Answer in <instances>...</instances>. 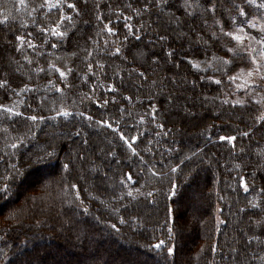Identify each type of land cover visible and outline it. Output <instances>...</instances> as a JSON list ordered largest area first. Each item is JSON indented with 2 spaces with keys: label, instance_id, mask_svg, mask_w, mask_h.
<instances>
[{
  "label": "trees",
  "instance_id": "1",
  "mask_svg": "<svg viewBox=\"0 0 264 264\" xmlns=\"http://www.w3.org/2000/svg\"><path fill=\"white\" fill-rule=\"evenodd\" d=\"M42 4L0 0V105L23 114L0 109V264H16L22 247L20 264L57 248L91 264H131L126 248L160 264H264V76L251 36L233 39L242 21L264 27V1L61 0L63 22ZM179 75L199 92L188 114L187 92L173 110L172 97L152 94V81L173 88ZM198 195L203 207L183 205ZM91 225L113 236L114 252ZM39 239L48 245L31 248Z\"/></svg>",
  "mask_w": 264,
  "mask_h": 264
},
{
  "label": "rangeland",
  "instance_id": "2",
  "mask_svg": "<svg viewBox=\"0 0 264 264\" xmlns=\"http://www.w3.org/2000/svg\"><path fill=\"white\" fill-rule=\"evenodd\" d=\"M259 1H264V0H259ZM248 22H249V20L242 21V23H241L240 28L238 29V31L240 33H243L244 34V38L242 39V41H245V40L249 39L250 36H251L252 42L250 44L254 45V48L251 49V52L253 53V55H254L255 58L256 57H259L260 58V57H262V53L264 52V44H262L260 42V41H264L260 37V32L264 29V27L262 26V23L263 22H260V25L262 26L261 28L256 27V26L253 27L252 25H255V24L254 23L252 24L251 22L248 23ZM194 28H195V26L190 25L189 28H188L189 29L188 32L184 33L183 35L178 36V40H184V39H186L185 37H189V34L188 33L193 32V29ZM241 28L243 29V31H240ZM152 30H154V28ZM2 36H0V37H2ZM1 45H2V41L0 40V47H1ZM191 46H192V42L188 40L187 43L184 44V49H188ZM140 47L142 48L143 46L141 45ZM159 47H160V44L156 45V43L153 46L144 47L146 49V51L145 52L144 51L140 52V55H138V59L139 60H142L143 58H146V54L148 55V53H150V52L156 53V51L159 50ZM157 53H159V52H157ZM161 64H162V61H159V62H155L154 63V65L152 67V72H154V74L158 71V68H160ZM260 64H261V66L259 67V73H257L256 70H255V73L258 76H264V63L263 62L259 63L257 61V64H254V67H257ZM182 76L183 75L177 76V78L179 79V80L178 79L177 80L180 82V84L179 83H174L173 84V88L170 87V86L166 87L165 84H163L162 86H159V87L156 88V86H155V84H156L155 81L156 80L155 81H152L151 82V84H152V94H155V93H158V92H165L168 96H170V97L173 98V101L171 102L170 101V98H167L166 97V107H167V110H173L174 108H179V107L182 108L183 107V103L185 102L186 103V106L184 107V110L182 109V111H183V113L188 114L187 113L188 110H189L188 108H192L191 105L194 102H197V103L200 102V101H198L199 98L198 99L196 98L198 96V93L199 92H198V89H196L195 91L194 90H190L191 93L189 91H187V90H184V84L183 83H186V82H184L185 79H184V76L183 77ZM183 79H184V81H183ZM258 79L259 78L257 76H255V77L250 78L249 80L252 83H256ZM137 84L139 85V87L141 86V84H139L138 82H137ZM184 92L185 93L187 92L186 93V97H185V101L184 102L183 101H179V103H178L176 101V98L175 97H177L178 95L179 96H184ZM193 108H195V113L202 114L203 111H207V108L208 107L206 106V107L198 108L196 106H193ZM98 138H100V140H102L103 142L104 141L105 142H108V141H106V139L104 140L100 135H98ZM89 171H91V169H89ZM91 173H93V172L91 171ZM47 174L50 175V172H48L46 169H44L42 171H39V172L35 173V175H33V176H35V178H42V177L47 176ZM31 176H32V174H30L26 178L25 181L28 182V180L32 179ZM195 183L198 184V185H200L203 182L198 179ZM191 188H194V186L191 187ZM197 197L194 198L193 201L191 203H189L188 205L184 201L183 205L185 207H187V208H191V207H195V206L196 207H203L202 206V204H203L202 202H204V198L201 197L200 195H198ZM74 219L77 220V221H79V217L78 216L76 218H74ZM31 224L32 223H26L24 225L25 226H29ZM84 224L87 225V226L89 225L88 223H84ZM91 226H92L93 231L96 234L103 235L104 242H105V247L107 249H109L110 251H113L114 252L117 248H116L115 244L113 243V236L111 234L106 233L104 230L98 228L95 225H91ZM46 231H49L48 227H46V226H42L40 228L38 227V230H37L36 234H39V233H40L39 235L45 234V233L47 234L48 232H46ZM185 244H186V246H188L189 241L185 242ZM46 245H48V243H43V241L41 239H39V240H35L33 242V245H32L31 248H39V249H42ZM31 248H28V249L30 250ZM51 248H53V247L51 246ZM53 251H54L55 255H53L54 253H52L51 256H49L47 258L45 256H42L41 255V259L40 260L42 261V264H56L57 262L59 264L60 263L61 264H64V263H67V264L68 263H71V264H73L74 261H78V259L81 260L80 264H91V261L84 260V258L81 257V254L78 257L72 256V255H68L67 254V251L66 250H63L62 248L61 249L57 248V251L53 249ZM45 252H46V250H45ZM126 252L130 255V260H132V261H130L131 264L132 263H134V264H160L159 261H153L152 262V260L150 258L146 257V256H143V255L142 256H138L136 254V252H134L133 250H130V249H127L126 248ZM25 253H28V250L24 249V247L20 248L15 253V256L17 255L19 257V259L17 260L19 262V264L22 263V261H26V259L24 257V254ZM122 261H123L122 260V256H118V259L115 258L114 261H112L109 258L108 259L106 258V262L103 263V264H110V263L119 264ZM182 264H184V263H182Z\"/></svg>",
  "mask_w": 264,
  "mask_h": 264
},
{
  "label": "snow or ice",
  "instance_id": "3",
  "mask_svg": "<svg viewBox=\"0 0 264 264\" xmlns=\"http://www.w3.org/2000/svg\"><path fill=\"white\" fill-rule=\"evenodd\" d=\"M20 2H21V3H24V0H20ZM63 2H66V0H63ZM245 2L248 3L249 5H252V4L254 3V0H245ZM156 3H157V4L160 3V0H156ZM45 5H47V7H48L50 10L53 9V8H58V9H60V12H61V15H60V21H61V22H63L65 19H67V20H71V19H72L71 16H65V15L63 14V8H62V6H61V0H57L56 3H52L51 0H45V4L40 5V7H44ZM67 7H68V8H72V9L75 10V5L72 4V3H67ZM145 7L147 8L148 5L146 4ZM237 7H239V6H237ZM258 7L264 8V4H260V5H258ZM212 11H215V8H213ZM239 15L242 16V17H243V16H246V13H245V11H244V8H242V7L239 8ZM248 23H250V22H248ZM252 26L255 27V25H252ZM43 31L47 32V29H44ZM108 31H109V33H111V32H112V29L109 28ZM240 31H243V29L241 28ZM29 35H31V34H29ZM52 35L57 36V37H59V38L62 39L63 36H64V33H63V32H60V31H57V30H55V29H53V30H52ZM225 35H231V33H225ZM17 39L23 41V37H21V36H17ZM233 39H235V40H237V41H242L243 38L240 37V36H233ZM260 42H261V43H264V41H260ZM45 43H47V39H46V38H45ZM29 47H33V48H35L36 45L33 44L31 41H29ZM52 47H56V45L53 44ZM116 51H117V53H118V52H119V49H117ZM229 51H231V49H229ZM251 59H252V63H253V64H257V61H256L255 57H252ZM225 63H228V61H225ZM89 68H91V65H89ZM57 71H59V69H57ZM69 71H70V69H69ZM256 71L259 72V67H258V66H257V68H256ZM251 74H252V73L249 72V75H251ZM141 75H143V73H141ZM60 76L63 77V76H64V72H60ZM230 79L235 80L236 77H230ZM262 79H264V77H262ZM216 82L219 83V81H216ZM0 86H2V82H0ZM238 103H239V102H238ZM0 109H2L5 113H11V114L16 115V116H22V115H23L22 113L15 112L13 108L5 107L4 105H0ZM58 114H59V113H58ZM63 114H64V115H68V113H66V112L63 113ZM27 119H30L31 121H37L38 117H37L36 115H32V116H30V117H27ZM39 119L42 120L43 117H39ZM88 119H91V117H88ZM109 127H110V125H109ZM160 127L162 128L163 125H160ZM245 135H247V133H245ZM121 139H125L123 133H121ZM233 139H234V138H233ZM125 143H128V141H127L126 139H125ZM128 146L131 148V144H130V143L128 144ZM12 147L15 148L16 145L13 144ZM133 152H135L134 149H133ZM45 155H51V154L48 153V154H45ZM43 159H44L43 156H37V162H42ZM64 167H65V169H67L68 165H64ZM173 170H175V169H173ZM129 178H131V177L129 176ZM0 191H5V192H6L7 189L5 188V189H2V190H0ZM245 191H247V188H245ZM156 247H159V245H157ZM171 251H172V250L169 249V252H170V253H171Z\"/></svg>",
  "mask_w": 264,
  "mask_h": 264
}]
</instances>
